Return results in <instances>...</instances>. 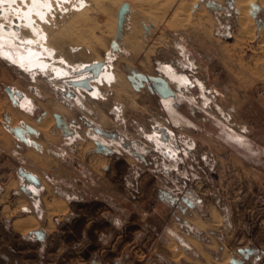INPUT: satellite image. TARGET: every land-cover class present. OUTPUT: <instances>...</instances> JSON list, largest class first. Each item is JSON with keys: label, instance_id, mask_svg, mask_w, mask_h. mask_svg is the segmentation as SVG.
Wrapping results in <instances>:
<instances>
[{"label": "rangeland", "instance_id": "1", "mask_svg": "<svg viewBox=\"0 0 264 264\" xmlns=\"http://www.w3.org/2000/svg\"><path fill=\"white\" fill-rule=\"evenodd\" d=\"M53 3L51 16L49 12L46 21L39 20L48 36L45 43L53 50L45 55L49 66L22 68L0 55V70L4 71L0 81L16 92L17 103L27 101L40 105L51 101L61 104L65 111L55 113L63 117L64 130L88 141L90 148L101 145L108 152L114 148L120 155L125 145L134 149L138 156L148 149L145 156L151 165H143V169L151 168L150 173L162 180H173L179 166H193L195 176L190 175L188 186L194 187L196 193H204L208 197L203 198L210 201V189H213L222 214L225 206L221 197L222 184L226 183L222 179V169L226 165L234 166L231 177L236 182L233 177L238 176V148L244 142L253 144L254 118L264 108L260 105L264 100V41L258 35L263 23L256 22L263 20L264 9L253 4L258 6L254 9V38L237 44L238 12L233 0L194 3L191 15L200 6L207 13L203 22L194 24L175 16L174 19L173 8L178 1L164 12L146 3L133 7L132 2L118 37L116 31L113 37L105 29V24L110 22L109 28L112 23L115 3L102 0L99 9L91 0H86L88 18L82 21L71 3L62 7ZM149 11L158 12L159 20L154 16L155 19L149 18ZM149 19L154 20V25ZM0 22L9 24L1 18ZM25 29L26 26L21 29L22 37L32 35L28 27ZM85 63L86 69H79ZM95 64L101 66L99 71L109 73L108 78L101 77L102 73L97 79L93 78L94 69L89 67ZM51 66L69 68L70 73L55 76ZM163 66L170 67L177 76L184 77V81L171 78ZM131 70L136 74H131ZM148 76L162 78L173 95H159L149 80L142 79ZM81 79L88 81L89 89L74 85ZM39 107L30 105L37 113ZM207 134L213 135L214 140ZM117 137L118 143L111 140ZM136 158L128 157V160L137 165ZM231 187L232 191L236 189V186ZM252 192L257 202L254 197H247L244 214L238 200H233L235 197H226L229 207L226 206V215L223 214L226 216L224 229H221L223 234L219 232L217 236L224 237L228 246V264H232L233 257L238 259L237 264H264V224L259 225V219L255 218L259 205L264 207L257 199L264 191L258 189L256 192L252 185ZM214 216L221 223L222 218L216 212ZM245 245L255 248L256 253L247 258L237 253L236 248Z\"/></svg>", "mask_w": 264, "mask_h": 264}, {"label": "crops", "instance_id": "2", "mask_svg": "<svg viewBox=\"0 0 264 264\" xmlns=\"http://www.w3.org/2000/svg\"><path fill=\"white\" fill-rule=\"evenodd\" d=\"M6 85L0 81V264H222L224 256L228 264V246L217 236L223 234L226 197H235L244 214L247 197L257 202L252 185L264 191V108L254 118L253 144L243 141L238 148L236 182L234 166L222 169L221 214L213 189L210 201L188 186L193 166L178 165L173 180H162L143 169L151 165L148 149L138 156L125 145L120 155L114 148H90L64 130L60 115L57 126L54 102L31 103L40 106L34 112L29 102H14ZM14 129L23 130L22 137ZM111 140L118 143V137ZM128 157H137V165ZM242 248L247 246L237 253Z\"/></svg>", "mask_w": 264, "mask_h": 264}, {"label": "bare ground", "instance_id": "3", "mask_svg": "<svg viewBox=\"0 0 264 264\" xmlns=\"http://www.w3.org/2000/svg\"><path fill=\"white\" fill-rule=\"evenodd\" d=\"M53 1L56 2L58 5H60L61 7L64 6L65 3H71L72 6H74L79 11V15L81 17L79 15L78 16L81 18V21L83 19L88 18L87 17L88 16L87 15L88 9L86 7V5H87L86 0H0V18H1V20L3 19V20L9 21L8 25L4 24V22H0V55H1V57L9 59L11 62H14V64L16 63L17 65L18 64L21 65L22 68L23 67L35 68L37 66L43 67L46 65L49 66V63L47 62L45 57L48 54L50 55V50H52V49L49 48L47 46V44L45 43V40L48 39L47 38L48 36L45 33V31H44L45 29L40 24L39 20L41 22L47 20V16L50 12V9L53 8V4H54ZM104 1H106V0H104ZM107 1L109 3H112V5L114 3L116 4V11L115 12L113 11V14L115 13V15L113 17L111 25L108 28V25L110 22L105 24V25H107V28H105V29L110 31L109 33L112 34L113 37L115 35V31H116V27H117V17H116L117 10H118L119 6L124 2L129 5V12H130L132 6L133 7H136V6L140 7L141 4H143V3L148 4L149 7L152 6L153 7L152 9L156 8L157 10L158 9L163 10V12H164L168 6H171L173 3L176 4V2L178 1L176 8H173L175 10V12L174 11H173V13L171 12L173 14V17L174 16L177 17L180 21H182L184 19V21H187L188 23L192 22L193 24L203 22L204 21L203 19L205 18L206 14H207L205 12L204 8H202L200 6L199 8L195 9L191 15L192 6L194 5V3L198 2L199 0H107ZM131 1L133 2V5H132ZM91 2H93L92 4H93V6L95 5V8L97 7L99 9H101L100 7L102 6L101 5L102 0H91ZM136 3L138 5H136ZM254 3H257L262 9H264V0H233V6L236 9V11L238 12V15H237L238 31H237V35H236V43L237 44H241L246 40H252L254 38V26L255 25H254L253 18L250 16V10H251L250 7ZM148 5H146V6L144 5V6L148 7ZM108 7H111V4H109ZM113 7H115V5ZM93 9H94V7H93ZM103 9H104V6H103ZM140 10H142V9H140ZM168 10H170V8H168ZM140 12H142V11H140ZM110 13H111V11H110ZM150 13H148V14L149 15L152 14L151 16L147 15L149 18H152L154 16V17H156V19L159 20V17L157 16L158 12H154V14L156 13V15H154L153 12L151 14ZM164 14H166V16H167L166 12ZM50 16H51V12H50ZM106 16H107V14H106ZM163 16H165V15H163ZM75 17H77V15ZM104 17H105V15H104ZM175 17H174V19H176ZM49 18L50 17H48V20H51ZM168 18H170V17H168ZM168 18L166 20H168ZM152 19H155V18H152ZM149 20L152 23V25H154L153 24V23H155V22H153L154 20H151V19H149ZM170 20H172V18ZM164 21H165V19H164ZM106 22H108V21L106 20ZM170 22H173V21H170ZM44 23H47V22H44ZM143 23H144V26H147V25H145L146 22H143ZM179 23H178V25H179ZM192 23H191V26L193 25ZM50 24L51 23H49V25ZM183 24H184V22H183ZM167 25H169V24H167ZM25 26H26V29L28 27V29L32 32V35L25 36V37H22L20 35V32L22 31L21 29H24ZM202 26H203V23H202ZM198 28H200V27H198ZM103 29H104V27H103ZM107 30H106V32H107ZM149 30H151L150 27H149ZM258 35L264 39V21L258 30ZM128 37H129L130 42L134 41L132 34H129ZM263 39H262V41H264ZM234 48H235V46H234ZM52 51H51V53H52ZM96 60L98 61V59H96ZM96 60H94V61H96ZM87 66L88 65L85 63L82 66L80 65L79 69L85 68ZM51 67H52V72L54 73L55 76H61V75L70 73L69 68L67 69V68H61V67H55V66L54 67L51 66ZM79 69L77 71H80ZM127 69H128V67H127ZM163 69L171 78H175L179 82L184 81V77H180V75L177 76L174 72H172L170 67L165 66ZM73 71H74V69H73ZM85 72H83V73H85ZM83 73H81V75H83ZM99 73L100 74L102 73L101 77H105V75H106V78H108L107 75H109V73L106 71H103V70H100V71L98 70L97 74L94 75L93 78L97 79V75H99ZM130 73L134 74L135 71L131 70ZM136 76L138 77L139 75H136ZM85 78H83V79H85ZM130 78L133 79V75L130 76ZM103 79H101L100 81H102ZM88 80H91V78H89ZM162 87L163 86H160L159 88L162 89ZM94 91H97V89L94 88ZM14 99H16V98H14ZM51 108H52V111L54 110V112H56V113H62L65 111V108L61 104H58V103H54ZM13 118H15V117H13ZM50 118L51 117L49 116L48 121H50ZM25 121H26V119H25ZM14 122L12 124H15ZM44 123H46V122H44ZM17 124H19L18 121H17ZM44 125L45 124H43V127H46ZM48 125L46 127V130L48 129ZM15 126H16V124H15ZM37 130H38V128H37ZM21 131L23 132V130H21ZM45 133H46V131H45ZM52 139H53V137H52ZM214 217H215V222H217L218 218L216 216H214ZM172 244H174V243H172ZM223 259H224L223 261L226 263V256H224Z\"/></svg>", "mask_w": 264, "mask_h": 264}, {"label": "water", "instance_id": "4", "mask_svg": "<svg viewBox=\"0 0 264 264\" xmlns=\"http://www.w3.org/2000/svg\"><path fill=\"white\" fill-rule=\"evenodd\" d=\"M256 6L254 5H251V10H250V15L252 18L255 19V13H254V9H255ZM129 12V5L127 3H122L118 10H117V14H116V17H117V27H116V37H118L120 35V32H121V29L123 27V23H124V20H125V16L128 14ZM257 24L259 25L260 24V21L257 20L256 21ZM115 44V43H114ZM99 64H95L89 68H92L94 69L93 70V73L94 75L97 74L98 70H99ZM144 79L145 81H150L154 87V89L156 90V92L159 94V95H163V96H172L173 95V92L167 87V84L166 82L160 78V77H145V78H142ZM161 84L162 89L158 87V85ZM74 85L76 86H80V87H84L85 89H89V84H88V81L87 80H82V81H78V82H75ZM5 91L8 93L9 97L15 102V99H14V91L9 88V87H6L5 88ZM54 118H55V121L57 123V126L58 127H61L62 126V120L60 118V116L58 114H54ZM26 129L31 132V133H34V131L29 128V127H26ZM14 132L16 133V135H18L19 137H22V134H21V130L20 129H14ZM98 148L99 149H104L101 145H98ZM254 249L253 248H242V249H239L238 250V253L240 255H242L244 258H247L248 256L252 255L254 253ZM234 262V261H232Z\"/></svg>", "mask_w": 264, "mask_h": 264}, {"label": "built area", "instance_id": "5", "mask_svg": "<svg viewBox=\"0 0 264 264\" xmlns=\"http://www.w3.org/2000/svg\"><path fill=\"white\" fill-rule=\"evenodd\" d=\"M257 199L259 200L260 203L264 204V194H260Z\"/></svg>", "mask_w": 264, "mask_h": 264}]
</instances>
